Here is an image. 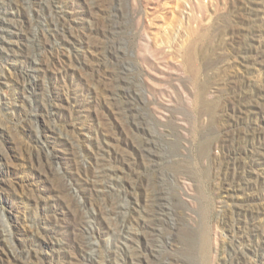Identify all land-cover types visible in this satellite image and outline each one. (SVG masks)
<instances>
[{
	"label": "rangeland",
	"instance_id": "374dc122",
	"mask_svg": "<svg viewBox=\"0 0 264 264\" xmlns=\"http://www.w3.org/2000/svg\"><path fill=\"white\" fill-rule=\"evenodd\" d=\"M0 264H264V0H0Z\"/></svg>",
	"mask_w": 264,
	"mask_h": 264
}]
</instances>
